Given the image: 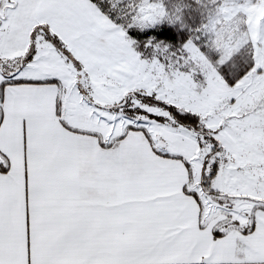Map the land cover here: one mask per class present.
Masks as SVG:
<instances>
[{
    "label": "snow or ice",
    "instance_id": "6c2138e0",
    "mask_svg": "<svg viewBox=\"0 0 264 264\" xmlns=\"http://www.w3.org/2000/svg\"><path fill=\"white\" fill-rule=\"evenodd\" d=\"M0 264H264V0H0Z\"/></svg>",
    "mask_w": 264,
    "mask_h": 264
}]
</instances>
